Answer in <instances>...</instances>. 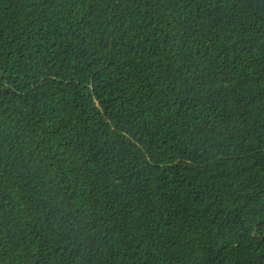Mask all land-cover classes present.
Returning a JSON list of instances; mask_svg holds the SVG:
<instances>
[{"label": "trees", "instance_id": "trees-1", "mask_svg": "<svg viewBox=\"0 0 264 264\" xmlns=\"http://www.w3.org/2000/svg\"><path fill=\"white\" fill-rule=\"evenodd\" d=\"M0 264H264V0H0Z\"/></svg>", "mask_w": 264, "mask_h": 264}]
</instances>
